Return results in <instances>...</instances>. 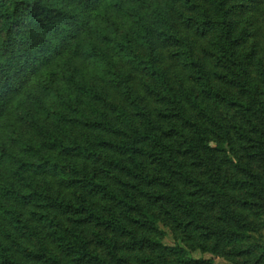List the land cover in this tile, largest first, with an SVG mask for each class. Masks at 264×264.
<instances>
[{
	"label": "trees",
	"instance_id": "16d2710c",
	"mask_svg": "<svg viewBox=\"0 0 264 264\" xmlns=\"http://www.w3.org/2000/svg\"><path fill=\"white\" fill-rule=\"evenodd\" d=\"M217 257L264 264V0H0V264Z\"/></svg>",
	"mask_w": 264,
	"mask_h": 264
},
{
	"label": "rangeland",
	"instance_id": "374dc122",
	"mask_svg": "<svg viewBox=\"0 0 264 264\" xmlns=\"http://www.w3.org/2000/svg\"><path fill=\"white\" fill-rule=\"evenodd\" d=\"M166 242L168 244H172L173 243V240L171 237H167L166 238ZM190 255L196 259H211L213 258V255L210 254V253H202L201 251H191L190 252ZM213 264H232L231 262L223 259V258H220V257H217V258H214V263Z\"/></svg>",
	"mask_w": 264,
	"mask_h": 264
}]
</instances>
